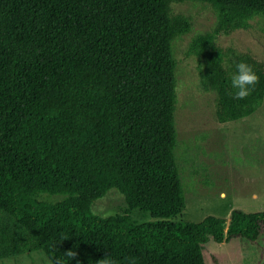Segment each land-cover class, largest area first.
Returning <instances> with one entry per match:
<instances>
[{
    "label": "trees",
    "instance_id": "16d2710c",
    "mask_svg": "<svg viewBox=\"0 0 264 264\" xmlns=\"http://www.w3.org/2000/svg\"><path fill=\"white\" fill-rule=\"evenodd\" d=\"M182 1L0 0V259L40 250L63 264H205L208 239L264 234V211L167 220L184 208L171 48L191 27L171 11ZM196 1L211 6L215 27L192 37L186 53L198 60L203 89L215 92L216 121L246 118L264 99L263 65L214 40L264 16V0ZM241 61L259 83L235 99L231 75ZM112 187L128 209L157 220L91 213Z\"/></svg>",
    "mask_w": 264,
    "mask_h": 264
},
{
    "label": "rangeland",
    "instance_id": "374dc122",
    "mask_svg": "<svg viewBox=\"0 0 264 264\" xmlns=\"http://www.w3.org/2000/svg\"><path fill=\"white\" fill-rule=\"evenodd\" d=\"M173 14L189 17L188 33L171 43L175 59L174 125L180 182L184 190V208L167 218L172 222H199L207 215L228 219L231 210L264 211V99L250 116L218 123L215 118V92L204 90L198 76V60L186 53L192 37L212 32L215 16L205 2L184 0L171 3ZM247 29L218 34L215 45L247 53L264 68V16H255ZM61 195L39 193L37 200L57 202ZM99 217L127 214L135 223L153 222L148 211L128 209L123 195L109 188L90 205ZM7 228L11 221L1 217ZM205 264H264V234L255 241L232 239L202 247ZM13 264H49L40 250L0 259Z\"/></svg>",
    "mask_w": 264,
    "mask_h": 264
},
{
    "label": "clouds",
    "instance_id": "9594fccd",
    "mask_svg": "<svg viewBox=\"0 0 264 264\" xmlns=\"http://www.w3.org/2000/svg\"><path fill=\"white\" fill-rule=\"evenodd\" d=\"M258 83L259 76L251 65L243 61L236 64V72L231 75V86L236 90L234 93L235 99H246L255 90ZM64 254L69 261L76 259L77 256V253L72 249L65 251ZM48 260L49 264H63V261L55 256L48 257ZM4 264H13V262L5 260ZM76 264H80V261L76 260ZM98 264H115V262L104 258Z\"/></svg>",
    "mask_w": 264,
    "mask_h": 264
}]
</instances>
